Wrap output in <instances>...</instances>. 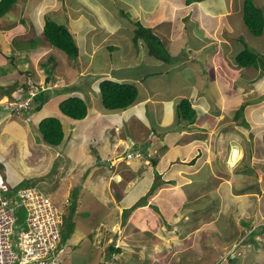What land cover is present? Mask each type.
Here are the masks:
<instances>
[{
  "label": "rangeland",
  "instance_id": "1",
  "mask_svg": "<svg viewBox=\"0 0 264 264\" xmlns=\"http://www.w3.org/2000/svg\"><path fill=\"white\" fill-rule=\"evenodd\" d=\"M80 1L68 0V7L73 8L74 16L81 14L76 12L77 7L87 9L90 26H85V37L88 38L85 41L88 43L83 44L80 30L77 58L49 46V52L37 65L38 74L28 69V75L40 82L41 88L46 87L47 78L51 83L54 80L62 85L44 92L41 110L33 112L27 125L14 122L15 126H11L25 134L29 141L24 152L21 150L20 153L16 146L11 148L18 161L10 162L9 157L7 162L0 160V191L16 186H35L43 191L65 216L62 237L67 232L71 235L72 228L68 225L78 221L72 238L74 244H70L69 235L62 247V264H264V114L255 104L260 99L257 100L256 92L247 90L236 100L225 98L227 82H223L225 87L215 86L214 89L217 78L206 62L211 49L173 53L165 68V64L147 54L143 43L134 46L132 36L137 25L131 18L133 12L128 10V17L121 14L120 8L124 10L123 5L120 6L122 0H94L106 7L97 5L95 13L80 6ZM85 1L93 3L92 0ZM182 1L196 21L200 14L198 8L192 5V0ZM162 3L165 6L157 14L152 13L148 22L160 21L161 31L177 27L172 21L178 18L171 9V6L174 9L173 3L169 5L168 0H162ZM228 6L234 9L240 3ZM258 6L264 16V0H260ZM65 19V15H59V22H56L65 24ZM103 23H106V29L118 28L119 31L116 36L107 35L101 43L102 33L105 34ZM185 24H189L188 19ZM190 26L189 37L194 40V35L199 36V30L193 29L192 21ZM227 27L224 22L222 30L227 32ZM33 39L35 41V37ZM91 39L99 43L95 51V45L89 44L93 43ZM218 41L210 36V42L217 45ZM42 43H46L45 40ZM174 48L178 49L177 46ZM258 55V68L260 74H264V56ZM228 59L230 68L235 62L232 57ZM202 63L205 72L199 74ZM223 72L227 75L225 70ZM201 75L205 84L195 87ZM230 76V79L242 81L233 68ZM104 79L128 80L134 84L138 90L135 101L138 104L104 115L98 86ZM244 96L247 97L245 101ZM71 97H80L87 102L88 111L83 120L73 122L59 111L60 102ZM182 99L190 100L194 108L201 102L219 103L220 108L217 112L202 110L203 114H196L194 123L187 129L189 124L175 118V105ZM7 100L3 98L0 103ZM166 103L170 106L166 107ZM168 109L172 110V117L167 115ZM0 112L20 121L25 119L8 107H0ZM115 114L122 116L117 123L113 121ZM51 117L59 120L64 133L58 146L48 145L39 131L41 120ZM165 121L170 123L165 125ZM202 121L207 127L201 126ZM117 124L119 129L115 130ZM124 143L127 149L123 147ZM141 151L142 155L147 154L148 160L139 155ZM135 152L137 155L127 158ZM198 156L203 160L198 163L197 159L198 165L194 167L190 161ZM174 157L183 158L172 160ZM18 158L24 167L20 166ZM150 158L156 160V166ZM245 169L247 175H243ZM149 171L154 175L151 182L144 177ZM176 174L185 182L178 185L177 180L174 184L161 180ZM129 179L131 182L137 180V189L134 187L130 191L131 187L126 184ZM109 180V193L115 192L114 197H120L126 205L133 203L132 210H127L130 205L120 207L105 197L102 189ZM79 191V200L72 213L69 204ZM94 195L104 203L103 207L97 206L94 198L89 197ZM139 200L145 202L136 205ZM217 203L223 216L215 213ZM178 204L180 207L176 212L171 205ZM75 236L80 237V241L76 242ZM113 243L121 248L120 253L109 251ZM76 244L80 247L70 246L76 247Z\"/></svg>",
  "mask_w": 264,
  "mask_h": 264
},
{
  "label": "crops",
  "instance_id": "2",
  "mask_svg": "<svg viewBox=\"0 0 264 264\" xmlns=\"http://www.w3.org/2000/svg\"><path fill=\"white\" fill-rule=\"evenodd\" d=\"M92 1L93 3H89L88 1L81 0L80 6L83 5L87 7L88 9H90L92 13H95V11H97V5L103 9H106V7L100 1L99 2L97 1V3H95L94 0ZM192 1H193L192 5L195 6V8H198L197 10L200 13L198 17H196V21L194 20V18H192V15L190 14V11H189L190 9L187 7V5L183 4L182 0H177V1L168 0L169 5H171V2L173 3L174 9L172 8V6H171V9L172 11L174 10L175 12L173 14L174 17L176 18L178 17L177 19L172 20V21H175V23L177 24V27H174V26L168 27V29L164 31L160 30L161 29V27L159 26L161 23L160 21L155 20V21L148 22L150 20L149 16L152 13L157 14L159 10L162 8V6H165V4L162 3V0H122L120 2L121 3L120 6L123 5L124 10H122V8H120V10H121V14L123 15V17H128V15H130L128 10L133 12V15H131V18L134 24L137 26L138 24H140L141 26L150 29V31L156 37H158L161 44H163V46L167 49L169 56L171 58H172L173 53L180 54L183 50L188 51L189 53L191 51H194L196 53L198 51L203 52V49H211L209 58H207L206 59L207 61L206 60L205 61L208 62V65L210 66V68L212 69V71L214 72L217 78L216 82L214 83V89H216L215 86L217 88L222 87V86L225 87L223 82H227L228 91L227 93H225V98L226 99L235 98L236 100H239L240 96H242L244 92L246 93L247 90L252 91L253 89V92H256V94L258 95L257 100L260 98L259 101L255 104H257L260 108L263 109L262 113L264 114V98H263L264 74H260V68L258 67L240 68L236 64L235 60H233L235 64L229 68L230 60L228 59V57H232L234 59L235 53L240 50V47H238L241 42L240 39H242L247 45L252 47V49L257 54H261L264 56V33L258 37H254L245 28L243 21H242V16H241V9H240L241 0H192ZM259 1L260 0H255V3H254L255 5H257L258 8H259L258 6ZM230 3L231 4L240 3V6L237 8L235 7L234 9H230L228 6V4ZM61 7H64L66 9H63ZM182 8H185V10L183 9V12L180 13ZM59 9H63V10L58 12L57 10ZM12 10H15L16 12L15 11L12 12ZM53 11H56V12L54 13ZM76 12H81V14L77 16L73 15V8L70 9L68 7V0H16V2L9 8L8 12H6L3 15H0V89L2 88L3 91H6L2 94L1 93L2 90H0V101L3 100V98L8 99L15 91H18L19 89H21V87L25 86L27 80H32L36 84L37 83L40 84V82H37L35 78H32L31 76L28 75L29 74L28 69L31 68L32 72L35 75H37L38 74V68H37L38 63L43 61V58L47 55V53L50 50V47H49L50 45L46 42V40L44 39L42 35L43 24L46 20L57 21V17L59 15H65L66 22L64 25L68 27L74 34V41L76 43L77 48L79 49L80 40H81L80 35H79L80 30H82L83 44L84 42H86L85 39L87 40L88 38L85 37L86 36L85 26H90L88 22L89 18L87 17L88 16L87 9L85 8L80 9L77 7ZM182 15L184 17H181ZM135 17L139 18L140 21L138 22L137 20H135L134 19ZM185 19H188L189 24L187 25L185 24ZM263 20H264V16H263ZM190 21H192L194 24L193 29L197 31L199 30V33H198L199 36L194 35V40H192L189 37V34H191V31H188L189 29L191 30ZM224 22L228 26L227 32H226V29L222 30V26ZM263 24H264V21H263ZM103 26H104L105 34L104 32L102 33L101 43H104V40L106 39L107 35L116 36L117 32L119 31L118 28H116V30L114 28L106 29V23H103ZM123 27L124 26L122 25V28ZM263 31H264V26H263ZM180 32H185V33H180ZM211 35L213 38H216V40H219L218 41L219 44L216 45V43L210 42ZM34 37H35V41L34 39L32 40V38ZM42 40H45L46 43H42ZM161 40H163V42ZM205 40L208 42L207 45H206ZM20 42H24V43L22 44ZM167 42L169 43V45H166ZM140 43L142 42L140 40H137L134 43V46L137 44L140 46ZM175 43H177V45H174ZM89 44L95 45L94 51L99 46V43H95V40H93V43H89ZM170 45H173V46L170 48ZM174 46H177L178 49H175ZM220 49H222V52H219ZM137 52L139 55L138 49H137ZM90 55H92V52ZM138 55L136 54V56ZM10 58L13 59V63H11ZM195 61L196 60H194L193 62ZM158 62L165 64V68L169 65V63H164L159 60ZM201 62L202 61H200V64ZM202 64L203 65H201L199 74L201 72H203L204 74L205 72L204 63ZM222 65L224 66L223 71L225 70L227 75L221 70ZM133 66H136V63ZM232 68L236 70V74H238L239 77L242 78V81L236 78H233V79L229 78V77H232L230 76V71ZM195 70H197L198 72V67H196ZM113 71L116 72L115 70ZM83 72L84 71H82L81 73ZM108 73H109V70L107 71V74ZM91 74L94 75L95 73H91ZM157 74L159 75V72ZM221 79H225V81ZM118 81L121 83H128L127 82L128 80H125V81L118 80ZM203 84H205V81H203V75H201L199 79H197V83L195 87H197L198 85L202 86ZM59 85H62V83ZM59 85L54 80L52 83L49 80L46 84V87L44 88L46 90H50V88L57 87ZM253 87H256L257 89L255 90ZM245 97L246 96H244V101H245ZM220 98L222 99V95ZM250 101L252 100L250 99ZM205 103L203 102L199 103V107L197 106L196 108H194L193 104L191 103L192 107L196 110L197 115H200V113L203 114V111H205L206 109L217 112L220 108V104L218 102L217 103L219 104V107H218V104L214 102L210 103V105L206 103L208 106ZM136 104H138V102ZM168 104L169 103H166L165 106L166 107L170 106V104L169 105ZM0 107L2 109L6 108L7 107L6 103H0ZM101 111L104 115L108 116L107 115L108 112L104 111L102 107H101ZM109 113H113V112H109ZM166 113L168 116L172 117L171 109H168ZM115 116L116 117L113 118L114 119L113 121L117 123V119L119 120V118H121L122 116H119L117 114H115ZM170 121H172L171 118H170ZM14 122H17V123L23 122L25 125L27 121L26 119L25 120L23 119V121H20L18 118H12L10 114H4L0 112V160L5 161L7 157H9L10 162L13 159L14 161L15 159L17 160V158L14 157V155H12L11 148L12 147L14 148L16 146L17 150L21 153V150L24 152L25 147L28 143L27 142L28 139L26 138L25 134L17 132L11 127V126H15ZM169 123H170L169 121H165L163 124L168 125ZM202 123L203 124L201 126L204 125L205 127H207L204 124L205 122L202 121ZM187 126H188L187 129H189L191 125L189 124ZM118 129H119V125L117 124L115 126V130H118ZM198 143L201 145L200 142ZM123 147L127 149V145L125 143ZM231 151H233V147L231 148ZM113 153H115V151H113ZM130 154L132 155V153ZM181 158L183 157H174L172 160L174 159L181 160ZM18 159H19L20 166L24 167L23 162L21 161V158H18ZM112 159H115V158H112ZM197 159H198V162H202L203 160L202 158H199V156L197 157ZM145 160H148V159L145 158ZM122 161H120V163H118L117 166H120ZM142 164H143V167H146L145 163H142ZM121 167L123 168V166ZM150 172L151 171H149V173L144 176L147 178L149 182L153 181L154 179L153 172L152 173ZM115 175L116 177H120L118 174H115ZM179 178L180 177L176 174L174 176H169L167 179L161 178V180L165 182V181H170L172 179L175 181V183L177 180L178 185L185 182L184 180L180 181ZM110 180L112 179L110 178ZM110 180L105 183V187L102 189L105 192V197L108 196L109 198L112 199V201H115L114 204L119 205L120 207L130 205L129 206L130 208L133 205V203H129L126 205L123 203L120 197L118 198L114 197L115 192L109 193V190L111 187V184L109 183ZM89 181L90 180H88V182ZM136 183H137L136 179H134L133 182H131V179H129L126 184H128L129 187H131L130 188V191H131L134 187H136L137 189L138 183L137 184ZM79 195H80V191L75 194V198H74V202L76 201L75 203L78 202ZM89 197L94 198L93 199L94 203L97 206L99 207L104 206V203H102L96 195L89 196ZM182 205L183 204H181V206ZM76 206L77 204H75V207ZM214 207L217 209L215 213L217 215L223 216V212L220 213V210L217 208L219 207V203H217L216 206ZM212 211H213V208L211 209V212ZM188 216H189V213H188ZM101 221L102 220H100V222ZM77 222L78 221L74 223L71 222L73 223V226H72V234L70 235L71 238L69 237V241L72 242L70 244H74L72 238L76 233L74 230V227H76ZM80 233L78 234L80 235ZM75 237L76 239L74 240L76 242L80 241V237L79 238L77 236ZM78 245L80 246V244ZM70 246L73 247L75 245H70ZM120 251H121V248L119 252L117 253H120Z\"/></svg>",
  "mask_w": 264,
  "mask_h": 264
},
{
  "label": "trees",
  "instance_id": "3",
  "mask_svg": "<svg viewBox=\"0 0 264 264\" xmlns=\"http://www.w3.org/2000/svg\"><path fill=\"white\" fill-rule=\"evenodd\" d=\"M16 2V0H0V15L5 14L9 8ZM255 0H241V16L242 21L245 28L248 32L254 36L258 37L262 34L263 31V12L257 5L254 4ZM42 35L46 42L51 47H54L64 54L72 57L77 58L78 56V48L74 41V34L72 31L66 27L64 24L57 23L53 20H46L43 24L42 28ZM133 42L135 43L137 40H140L146 47L147 54L153 57L156 60L162 61L164 63H170L168 60L171 58L167 49L161 44L158 37H156L148 28H145L138 24L137 29L134 32V36L132 38ZM240 50L235 53L234 60L238 67H258V61H260V56L252 49V47L248 46L242 39H240ZM11 63H13V59L10 58ZM99 96L101 101V107L106 112H114V111H123L132 106L138 96V90L134 84L131 83H121L114 80L105 79L99 83ZM27 89V87H23ZM34 89L36 93L32 97V100L28 102V104L19 109L18 114H21L23 118H27L33 114V112H37L41 110L44 102V92L48 91L46 89H42L39 85H35ZM2 90V94L6 91ZM17 95L19 94V90L16 91ZM28 95L23 96L22 98H26ZM59 111L69 117L74 121L83 120L88 111V104L85 100L80 97H71L65 99L64 101L60 102L58 105ZM237 112L234 118H238ZM196 110L192 107L190 101L188 99H182L175 105V118L178 122L180 120L185 121L187 124H192L195 120ZM39 131L44 138V141L48 145L58 146L61 144L62 140L64 139V133L62 129V125L57 118H44L41 120L39 124ZM262 142L264 144V136L262 138ZM229 148H227V151ZM142 155V151L140 153ZM147 154H143L142 158H147ZM150 161L153 166H156V160L150 158ZM200 163V162H198ZM197 158H194L190 161L191 165L197 167ZM193 167V169H194ZM255 177H257V172L255 169L252 168ZM243 175H247L246 169L243 171ZM28 183L27 181H25ZM157 183V182H156ZM155 183V184H156ZM164 183L167 184H174V180L166 181ZM244 181L241 182V184ZM178 189V188H177ZM174 190V189H172ZM236 191V190H235ZM179 191L176 190V193ZM238 192V191H237ZM240 193H244L243 191H239ZM178 196V195H177ZM75 195H73L72 203H71V211L73 213L75 202H74ZM145 202L139 200L136 205L139 203ZM144 204V203H143ZM170 205V204H169ZM173 206L172 209L177 212L180 205H171ZM127 210H132L129 208ZM126 210V211H127ZM128 212V211H127ZM126 212V213H127ZM191 213V212H190ZM165 219H169L166 217ZM64 220V218H63ZM64 224V222H63ZM68 228H72L73 223L68 225ZM253 233V231L251 232ZM69 232L62 237V243H65L66 239L69 236ZM79 248L80 246L77 244L76 247ZM120 248L115 247V244H111L109 247V251L115 253L119 252Z\"/></svg>",
  "mask_w": 264,
  "mask_h": 264
},
{
  "label": "built area",
  "instance_id": "4",
  "mask_svg": "<svg viewBox=\"0 0 264 264\" xmlns=\"http://www.w3.org/2000/svg\"><path fill=\"white\" fill-rule=\"evenodd\" d=\"M61 225L62 213L39 190L0 191V264H61Z\"/></svg>",
  "mask_w": 264,
  "mask_h": 264
},
{
  "label": "clouds",
  "instance_id": "5",
  "mask_svg": "<svg viewBox=\"0 0 264 264\" xmlns=\"http://www.w3.org/2000/svg\"><path fill=\"white\" fill-rule=\"evenodd\" d=\"M105 80V79H104ZM109 80H112V79H109ZM49 80H48V78H47V81H45L46 83L48 82ZM114 81H116V80H114ZM119 82V81H118ZM35 85H39L40 87L42 86L41 84H36L34 81H32V80H27L26 81V85L25 86H23V87H27V89H25V88H23V87H21V89H19V94L17 95V93H16V91L8 98V100L6 101V105H7V107L8 108H10L11 109V112H13V113H16V114H18V112H19V109H21V108H23V107H21V108H19V103H22V102H24V101H26V100H29L28 102H30L31 100H32V97L34 96V94L36 93V91H35V89H34V86ZM42 89H45V88H42ZM25 95H28L26 98H22L23 96H25ZM134 105V104H133ZM16 106V107H15ZM14 107H15V109H14ZM131 107V106H130ZM14 109V111H12ZM29 118H31V116H29V117H27V118H25L26 119V121L28 122L30 119ZM24 119V120H25ZM194 123V122H193ZM192 123V124H193ZM43 141H44V139H43ZM134 154H136L137 155V153L135 152V153H132V155L130 154H128L127 155V158H131V157H133V156H135ZM139 155H140V153H139ZM123 159V158H122ZM20 188H23V187H19V186H16V188H10V190H18V189H20ZM26 188H35V189H37V190H39L42 194H44V192L43 191H41L40 189H38L37 187H35V186H30V187H26ZM46 197H48L46 194H44ZM69 206H71V202H70V204H69ZM65 216H63V214H62V225H61V227H63V222H64V220H63V218H64ZM264 233H263V231H262V235H263ZM66 242H67V240L65 241V243H62V235H61V242H60V247L62 248L65 244H66ZM62 253V252H61ZM60 253V254H61ZM59 254V255H60ZM61 259H63V258H61ZM62 264V263H61Z\"/></svg>",
  "mask_w": 264,
  "mask_h": 264
},
{
  "label": "water",
  "instance_id": "6",
  "mask_svg": "<svg viewBox=\"0 0 264 264\" xmlns=\"http://www.w3.org/2000/svg\"><path fill=\"white\" fill-rule=\"evenodd\" d=\"M46 81H47V79H46Z\"/></svg>",
  "mask_w": 264,
  "mask_h": 264
},
{
  "label": "bare ground",
  "instance_id": "7",
  "mask_svg": "<svg viewBox=\"0 0 264 264\" xmlns=\"http://www.w3.org/2000/svg\"><path fill=\"white\" fill-rule=\"evenodd\" d=\"M96 90V89H95Z\"/></svg>",
  "mask_w": 264,
  "mask_h": 264
}]
</instances>
